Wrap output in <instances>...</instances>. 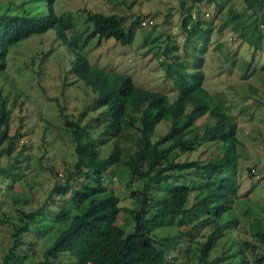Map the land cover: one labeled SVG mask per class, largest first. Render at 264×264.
Wrapping results in <instances>:
<instances>
[{
  "label": "trees",
  "instance_id": "1",
  "mask_svg": "<svg viewBox=\"0 0 264 264\" xmlns=\"http://www.w3.org/2000/svg\"><path fill=\"white\" fill-rule=\"evenodd\" d=\"M243 1L246 9L253 10L246 23L251 29L246 40L257 49L263 48L260 43L264 44V34L260 33L259 26H264V0ZM26 2L21 1L19 7ZM29 2L41 3L43 8L39 14L26 11L0 14V75L5 73L11 46L34 36L53 33L58 45L71 57L65 72L90 89L93 104L100 108L98 114L104 132L115 139L111 149L100 156V138L93 135L87 123L68 118L60 108L63 131L74 143L75 161L71 167L62 170L61 176L54 173L51 189L42 206L30 212L20 211L18 223L13 225L10 245L1 256L0 264H19L29 257L23 247H26L24 242L31 222L45 216L43 207L49 200L54 196L64 197L68 192L71 195L65 208L53 215L59 232L42 249L38 264H54L63 254L69 255L77 264H165L170 244H176L183 235L191 233V229L168 237L169 246L163 247L157 237L150 234V223L163 220L179 224L183 217L192 215L202 217L197 225L210 227L205 240L198 242L201 263H206L218 237L223 236L226 229H233L240 217L246 222L252 220L249 226L255 230V239L264 244L261 225L264 214L256 216L264 211V207L260 206L254 213L245 209L239 215L233 206L238 196L239 155L236 152L229 155V152L232 144H238L236 126L224 103L203 85L202 57H196L197 62L192 68L186 67L185 61L179 60L177 55L170 61H161L165 78L173 86L171 91L138 86L126 72L91 63L79 48L81 41L93 38L113 39L122 46L131 44L134 32L124 26L121 15L85 11L84 22L91 25L89 31L85 36L77 31L67 34L62 15L55 11V0ZM181 10L184 15L180 27L186 39L203 38L206 41L211 29L202 28L201 21L193 22L188 28L190 11L183 2ZM238 16L225 19L221 26L235 27L241 20ZM254 37L253 42L250 39ZM164 55H168L167 50ZM261 68L264 70V63ZM11 115L8 95L0 90V158L9 157L17 140L23 136L18 129L11 134ZM201 117L207 118V122L198 125L197 120ZM163 121L167 122L168 129L156 135V127ZM121 142L130 146L123 147ZM206 142H224L225 146L222 153L211 160L175 159L178 154L193 153ZM130 148L133 149L131 152ZM116 164L127 167L129 180L125 185L133 208L121 207L113 189L102 182L110 174V166ZM11 168L0 166V176L13 181L15 174ZM188 172L196 174L193 182L186 180ZM153 188L163 191V196L153 198ZM150 204H155L153 209L149 208ZM121 211L129 214L130 220L119 225ZM258 242L241 241L232 251L238 255L234 264H248L246 250L254 255L255 264H264L263 257L257 254ZM29 245L36 248L37 243L30 242Z\"/></svg>",
  "mask_w": 264,
  "mask_h": 264
},
{
  "label": "rangeland",
  "instance_id": "2",
  "mask_svg": "<svg viewBox=\"0 0 264 264\" xmlns=\"http://www.w3.org/2000/svg\"><path fill=\"white\" fill-rule=\"evenodd\" d=\"M27 1L22 7L18 4ZM30 0H0V14H39L43 8L39 2ZM181 2L190 11L188 28L195 21L201 27L211 29L206 41L203 38L186 39L180 27L184 12ZM55 11L62 15L61 21L67 32L77 31L85 36L91 28L84 22L85 11L115 12L123 17L126 28L132 29L134 39L122 46L113 39L93 38L79 43L80 50L91 63L105 69L130 74L136 85L149 89L171 91L173 86L165 78L162 60H172L177 55L192 68L196 57L201 56L204 72L203 85L215 98L224 103L232 114L238 144L231 145L230 154L238 153V196L233 202L236 213L247 209L258 212L264 207V63L263 48L249 43L246 26L252 9H246L243 0H55ZM254 7V5H253ZM241 20L235 27L221 26L228 18ZM264 16V11H263ZM260 17L258 18V21ZM264 34V26H259ZM258 39H260L258 37ZM253 42L256 38H251ZM167 50L168 55H164ZM70 54L55 40L53 33L34 36L10 47L7 53L5 73L0 75V90L8 95L12 105L11 134L16 129L22 133L9 157L0 158V166H11L13 181L0 176V259L10 245L13 225L18 223L20 211L30 212L42 206L53 182V175L61 176L62 170L75 161L74 143L63 131V113L71 119L87 123L95 137H99V155L104 156L112 147L114 139L104 132L100 108L93 104V94L88 87L72 74L69 67ZM16 97V99H15ZM15 99V100H14ZM207 122L201 117L197 124ZM163 121L156 127V135L167 131ZM129 147L127 142H121ZM230 143V141H229ZM224 142H206L193 153L178 154L177 161L185 158L211 160L222 153ZM133 149L130 148L129 152ZM248 168H251L249 171ZM254 168V169H253ZM102 182L116 193L119 205L133 208L128 196L126 182L129 180L127 167L112 165ZM196 174L188 172L186 180L193 182ZM10 179V178H9ZM141 185V183H135ZM71 193L49 200L43 207L44 217L30 224L23 249L29 257L19 264H38L42 249L58 234L59 225L53 215L65 208ZM153 198L163 196L159 188L151 190ZM155 204H150L153 209ZM264 214L258 213L260 217ZM117 223L130 220L129 214L121 211ZM202 217H183L181 222L150 223V234L165 247L168 237L191 229L176 244H170L165 264H234L238 255L233 250L241 241L258 242L250 221L239 218L233 229H226L223 236L209 251L206 263L198 259V247L210 232V227L197 222ZM123 219V220H122ZM127 224V223H126ZM264 228V218H261ZM40 230L41 234L36 232ZM36 242V248L29 245ZM257 254L264 259V244L258 242ZM248 264H255L254 255L246 250ZM48 264V263H46ZM54 264H77L69 255L63 254Z\"/></svg>",
  "mask_w": 264,
  "mask_h": 264
}]
</instances>
